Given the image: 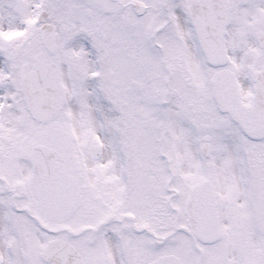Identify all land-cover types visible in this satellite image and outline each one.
Instances as JSON below:
<instances>
[{"label":"snow or ice","instance_id":"snow-or-ice-1","mask_svg":"<svg viewBox=\"0 0 264 264\" xmlns=\"http://www.w3.org/2000/svg\"><path fill=\"white\" fill-rule=\"evenodd\" d=\"M0 264H264V0H0Z\"/></svg>","mask_w":264,"mask_h":264}]
</instances>
